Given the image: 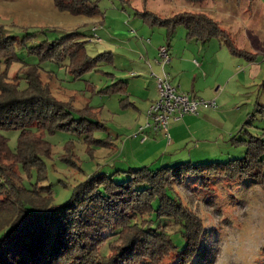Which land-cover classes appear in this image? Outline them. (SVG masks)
<instances>
[{"label":"rangeland","instance_id":"rangeland-1","mask_svg":"<svg viewBox=\"0 0 264 264\" xmlns=\"http://www.w3.org/2000/svg\"><path fill=\"white\" fill-rule=\"evenodd\" d=\"M93 1L99 14L89 16L59 10L53 0H0L3 34L23 40L20 44L15 43L17 60L10 64L9 75L19 74V86L23 89L26 81L22 69L25 66H38L41 80L51 95L61 101H70L75 116L81 112L94 122L89 133L73 129L50 131L33 124L31 131L47 141L50 150L48 154L40 153V168L33 165L27 170L21 167L17 169L25 186L34 190L48 186L50 205L54 207L66 202L74 187L95 172H103L112 175L115 181H123L129 177L124 171L130 168L148 166L157 169L186 161L224 162L245 154V144L233 142V135L237 139L253 135L264 140V0ZM143 10L162 17L181 11L203 12L219 22L237 47L253 53L254 64L251 66L244 56L231 53L222 38H211L205 42L187 39L184 25H177L168 38L165 27L149 25L137 14V11ZM70 33L74 34L73 42L83 45L87 57L82 64L92 65L79 75L73 74L77 64H72L70 57L56 61L42 58L35 49L30 51L42 41L50 43ZM149 38L152 44L159 41L167 43L169 40L176 45V52L172 56L174 62L172 60V63L162 65L157 53L156 62H151V69L166 72L209 71L207 81L203 80L202 75V80L194 84L195 97L200 99H205L216 77L219 82L227 80L234 71H244L247 67L245 73L228 82L224 91L233 111L225 114L229 120L224 121L222 128L230 134L223 132L217 139L219 133L216 131L201 129L195 136L198 141H185L180 149L166 154L160 149L150 155L143 153L147 147L142 145L140 136L135 138L133 133L136 132L144 105L149 107L150 104L141 89L131 83L133 80L130 79L134 77H131L130 71L138 70V62H146L143 48L150 47ZM193 58L198 60L200 66L192 64ZM248 67L258 71V74L255 72V77L248 78ZM3 69L4 65H1ZM140 77L147 76L137 75V78ZM184 84L191 93V80L186 77ZM221 89L224 88L220 87L217 91L221 92ZM147 121L151 120L148 118ZM222 123L216 125L220 127ZM0 133L7 139L9 149L14 151L19 130H2ZM262 158L264 162V154ZM166 192L196 214L204 226L216 222L213 210H224L227 214L244 209L249 204L254 207L264 204V189L251 178L239 180L216 175L204 178L188 175L179 183L173 182ZM150 217L155 220L152 225L160 223L166 226L176 251L184 246L180 225H173V221L166 217L157 219L153 214L147 216L148 219ZM205 230V259L215 264L218 231L215 227L206 226ZM113 239V236L109 237L99 245V255L109 253L108 245ZM175 259V255H169L158 264H173ZM254 264H264V249H261Z\"/></svg>","mask_w":264,"mask_h":264},{"label":"trees","instance_id":"trees-1","mask_svg":"<svg viewBox=\"0 0 264 264\" xmlns=\"http://www.w3.org/2000/svg\"><path fill=\"white\" fill-rule=\"evenodd\" d=\"M53 2L57 9L72 14H99L93 0ZM137 14L149 25L165 27L168 38L177 25H184L187 39L205 42L222 38L231 53L247 61L254 59L253 53L237 47L219 22L203 12L181 11L168 17L149 10ZM72 36L70 33L50 43L42 41L30 51L35 49L42 58L56 61L70 57L72 64H77L72 72L79 75L92 65L82 64L87 56L82 43L73 42ZM21 42L4 35L0 27V131L19 130L14 151L0 133V264H158L169 255L176 256L173 264H212L205 259L203 221L166 190L188 175L251 178L264 189V140L253 135L237 139L233 135V142L245 144V154L224 162L186 161L157 169L130 168L124 171L129 177L123 181L95 172L74 187L66 202L53 207L48 186L28 188L17 173L19 167L40 168V153L48 154L50 150L48 142L30 127L35 124L50 131L73 129L89 133L94 122L81 112L75 116L70 101L52 96L36 65L22 69L26 87L19 86V74L10 76L8 68L17 60L15 43ZM152 214L181 226L185 244L180 250H175L165 225L151 224L155 220L147 216ZM112 236L109 253L99 255V245Z\"/></svg>","mask_w":264,"mask_h":264},{"label":"crops","instance_id":"crops-1","mask_svg":"<svg viewBox=\"0 0 264 264\" xmlns=\"http://www.w3.org/2000/svg\"><path fill=\"white\" fill-rule=\"evenodd\" d=\"M150 47L147 49L146 47L143 48L145 51L144 55L145 58H147L145 63L138 62V70L137 71H130L131 77H134L133 79V85L138 86L141 91L142 95H144L145 99H149L150 104L153 100L157 98L158 92L156 88V78L161 76L164 72L168 74L170 83L176 87V89L180 92L187 93L192 98L195 97L194 94V87L200 79L207 81V77L209 74V71H155L151 69L152 64L151 62H156L155 57L158 53V48L162 45L167 46L168 52L170 55V61L172 63L173 59V52H176V45L171 44L169 41L167 43L162 42H155L154 44L151 43V39L149 38ZM178 59V58H177ZM180 62H183L181 60ZM192 64L195 66H200V63L196 58L192 59ZM248 64H254L253 61H247ZM167 64V63H166ZM252 66V65H251ZM157 68V67H156ZM247 67H245L246 69ZM250 70L248 71V78L255 77L256 73L258 71H254L252 67H248ZM244 71H234L231 75L227 77V80H221L219 82L218 77L215 78V81L211 83V90L210 92L206 93L204 96L207 100H213L215 101V107H209V108H201L197 114H186L184 115L180 120L173 121L170 119L168 124V131L167 133H164L162 130H154L151 126L145 127L143 130L138 131L139 127L144 126L147 122L148 116H147V108L146 105H144L143 113L139 116V122L136 129V132L133 133V136H136L135 138L140 136V141L143 142L142 145L146 146L147 149L143 152L146 155L153 154L154 151L162 150L164 154L171 150H177L182 148V144L186 141L191 140H197L195 139V136L198 135L197 131H200L201 129H207V132L209 128L210 131H216L219 133L217 139L220 138V135H223L224 133L230 134L227 131L223 130V124L224 121L229 120V116L226 117L225 114L227 112H232L233 108L231 106V102H228L227 98L224 95L225 88L228 84V82L233 77H239L241 73H245ZM163 70V68H162ZM253 70V71H252ZM256 72V73H255ZM146 75L147 77L143 78H137V75ZM258 74V73H257ZM219 76V75H218ZM189 78L191 80V93L189 92L188 88L185 87L184 79ZM148 83V85H146ZM220 87H223L224 89H221V92L217 91ZM131 93V92H130ZM198 93V92H196ZM223 122L222 125L219 127L216 125V123ZM207 127V128H205ZM234 133V131H232ZM215 135V134H214ZM204 140H206L204 138ZM162 153V154H163Z\"/></svg>","mask_w":264,"mask_h":264},{"label":"clouds","instance_id":"clouds-1","mask_svg":"<svg viewBox=\"0 0 264 264\" xmlns=\"http://www.w3.org/2000/svg\"><path fill=\"white\" fill-rule=\"evenodd\" d=\"M213 211L216 222L205 226L218 231L215 264H254L264 249V204L227 214Z\"/></svg>","mask_w":264,"mask_h":264},{"label":"built area","instance_id":"built-area-1","mask_svg":"<svg viewBox=\"0 0 264 264\" xmlns=\"http://www.w3.org/2000/svg\"><path fill=\"white\" fill-rule=\"evenodd\" d=\"M159 63L162 65L170 61L168 48L162 45L158 48ZM157 98L153 100L148 109L149 120L138 131L151 126L154 130L161 129L167 133L170 118L180 120L186 114H197L201 108L215 107V101L192 98L187 93L180 92L174 87L167 73L156 78Z\"/></svg>","mask_w":264,"mask_h":264}]
</instances>
